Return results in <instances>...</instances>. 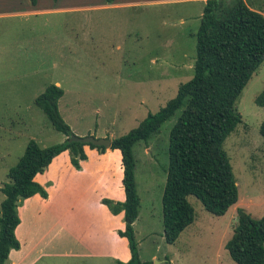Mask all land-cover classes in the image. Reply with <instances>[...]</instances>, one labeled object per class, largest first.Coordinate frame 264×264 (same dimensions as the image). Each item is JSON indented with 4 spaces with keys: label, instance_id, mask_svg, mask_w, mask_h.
<instances>
[{
    "label": "rangeland",
    "instance_id": "rangeland-1",
    "mask_svg": "<svg viewBox=\"0 0 264 264\" xmlns=\"http://www.w3.org/2000/svg\"><path fill=\"white\" fill-rule=\"evenodd\" d=\"M9 1L21 0H0V8L6 13L13 3ZM40 1L45 13L0 17V213L5 199L1 189L9 182L8 172L19 162L28 143L35 140L48 148L67 140L35 104L49 85L59 83L63 89L59 110L75 136L113 140L137 128L149 114L159 112L194 76L202 3L152 4L148 2L154 0H141L144 5L90 10L86 8L104 0ZM65 1L72 4L65 5ZM246 1L264 14V0ZM65 6L66 11L59 10ZM18 12L24 11H13ZM263 91L264 63L237 101L242 123L224 144L239 188L238 203L217 217L208 213L198 199L189 197L195 222L173 245L164 239L162 200L170 133L182 109L148 142L140 141L134 146L135 179L141 199L135 236L142 261L151 262L156 255L158 260L152 264H236L225 246L237 225L238 209L255 219L264 216V138L260 133L264 108L256 104ZM72 167L82 170V166L79 170ZM62 178L65 180V174ZM108 183L109 178L102 181L98 196L102 195L100 203L109 210L105 200L121 204L125 200L105 196L111 193ZM43 186L47 199L39 195L23 200L18 207L21 224L16 236L21 249L30 251L22 264L129 262L121 260L126 254L120 244L114 245L113 237L108 243L107 237L104 239L107 227L91 228L93 219L83 221L87 237L73 251L75 255L68 254L67 240L62 237L65 231L59 230L65 222L66 197L73 186L70 183L58 187L55 182ZM52 186L58 188L50 193ZM82 192L88 197L92 186L85 183ZM110 213L125 224L123 212ZM51 237L60 249L49 247L47 253L52 249L51 255H41L45 245L39 251L37 248ZM123 238L129 248L127 238ZM20 250H12L6 264L15 257L12 252Z\"/></svg>",
    "mask_w": 264,
    "mask_h": 264
},
{
    "label": "trees",
    "instance_id": "trees-1",
    "mask_svg": "<svg viewBox=\"0 0 264 264\" xmlns=\"http://www.w3.org/2000/svg\"><path fill=\"white\" fill-rule=\"evenodd\" d=\"M33 5L37 0H30ZM57 1V0H55ZM111 4L115 0H106ZM194 76L179 87L165 107L149 114L129 133L111 140V150H119L124 170L123 204L105 200L109 210L124 213L125 230L131 259L120 264H152L140 259L134 224L139 217L134 146L148 142L178 110L182 114L170 133L169 166L163 194V228L167 244H175L180 235L195 222V209L189 197H195L204 209L217 217L227 214L239 201V188L224 148L225 141L242 123L236 104L243 90L264 63V14L246 0H207L199 26ZM63 89L49 85L35 100L52 126L66 135L64 143L42 148L31 140L19 162L9 170L1 189L5 196L0 213V264H6L12 250H20L16 229L21 224L18 207L23 200L48 193L35 179L53 160L68 152L71 164L81 169L87 160L85 147L105 153V147L70 142L74 136L59 110ZM264 108V91L256 98ZM264 138V122L260 128ZM226 250L236 264H264V216L253 218L238 209L237 225Z\"/></svg>",
    "mask_w": 264,
    "mask_h": 264
},
{
    "label": "crops",
    "instance_id": "crops-1",
    "mask_svg": "<svg viewBox=\"0 0 264 264\" xmlns=\"http://www.w3.org/2000/svg\"><path fill=\"white\" fill-rule=\"evenodd\" d=\"M57 1L60 2V0ZM9 2L18 4L17 8H12L13 5L15 4L10 3L9 6L11 7L10 8L11 10L7 12L8 14L4 11V8H0V17H6L8 15L33 16L46 12V10H44L45 6H42V2L40 0H37L36 5H33L30 0L9 1ZM169 2L171 3L176 2L180 4L202 3L205 7L207 0H161V1L154 0L153 2H148V3L159 4V3H169ZM49 3L51 4V1H49L48 4ZM66 4L71 5L72 3L70 1H65V5ZM144 4L145 2H142L141 0H127V1L123 0L122 2L120 0H115L111 4L107 3V1L104 0L99 2V4H94V6L86 9H90V10L103 9V8L120 9L123 7L128 8L131 6H138ZM66 7L68 6H65V8L59 10L66 11L68 9ZM14 10H23L24 12L13 13ZM203 11L200 14V17H202ZM56 85L60 86L59 83H57ZM85 152L88 158L86 161L81 163L82 170H80L79 172L75 171L74 168L72 167L69 153L64 152L53 160L52 164L49 166L50 167L49 170L46 171L45 174L43 173L44 175L42 179H39V176L42 175L39 174L37 175L35 180L37 181L39 180L38 182H40L41 185H47V183L49 182H55L56 184L59 185L58 187H61L64 184L66 187L70 183L73 186L72 192L68 194V196L66 197L65 222L62 223V227L59 230V233L65 231L62 237H65L64 239L67 240L65 245L68 247V254L72 253L73 255H75L73 251L76 249V247H79L80 243L83 241V238L85 236L87 237V234L85 233V227L87 224H84L83 221L87 219H93V224L91 225V228L93 227L94 230H100L102 226H104V228L107 227L106 231H104L105 232L104 239L107 237V243H108L109 238L111 240H113L114 238L115 241V243L113 242L114 245L120 244L119 245L120 250L123 251V253L125 252L126 254V257L121 258V260H123L124 262L130 261L131 259L130 248L127 247L124 238L122 239V237H120L117 232V230L118 231L125 230V224L121 222V219L112 217L107 207H105L100 203L102 195L98 196V192H99L98 190L100 189V185L102 181L105 178L106 180L109 178L108 184H110L111 186V193H106L104 195L105 196L109 195L111 198H114L118 201L126 200L125 189L123 194V190L122 188H120L121 187L120 185L123 186V178H124L121 152L119 150L108 149L105 153H100L98 150L91 149L88 146L85 147ZM62 157H64L63 160L61 159ZM52 174H55V177L52 176ZM64 174H65V180L62 178ZM85 183L90 184L92 186V192H90L88 197H86L84 195V192H82V187L84 186ZM58 187L56 186L50 187L49 188L50 193L51 191H53L55 188ZM37 196L39 195H36L32 198H35ZM39 199H40L39 201L41 202L43 201L41 197ZM50 199H51V195L49 196V200ZM36 217H37V213H36ZM102 217H104L105 220L100 219ZM138 219L134 224V229L136 228ZM183 234L184 232L180 235L178 240L181 239ZM53 237L47 239L48 241L46 240L45 242H43V244L40 245V247L37 248L39 251L41 250L42 245H45L41 251V255H49V254L51 255V251L53 248L60 249L57 245L54 246ZM35 247H36V242H35ZM49 247H52V249L47 253V249ZM71 247H74L72 252H70ZM28 252L30 253V251ZM28 252L27 251L24 252V247L20 251L17 252L13 251L12 253L13 254L15 253V257L12 259V262L10 264H22V262L29 255ZM151 259H152L151 262H153L154 260L155 261L158 260L156 255H154Z\"/></svg>",
    "mask_w": 264,
    "mask_h": 264
},
{
    "label": "water",
    "instance_id": "water-1",
    "mask_svg": "<svg viewBox=\"0 0 264 264\" xmlns=\"http://www.w3.org/2000/svg\"><path fill=\"white\" fill-rule=\"evenodd\" d=\"M69 141L70 142L78 141V142H81V143H84L87 145L92 144V145L98 146V147H105L106 149H110V147H111V140H109V139H97V138H94L92 136L81 138V137H77L74 135L69 139Z\"/></svg>",
    "mask_w": 264,
    "mask_h": 264
}]
</instances>
